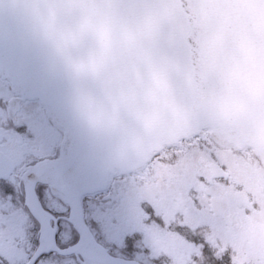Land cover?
Instances as JSON below:
<instances>
[{"label":"water","instance_id":"obj_1","mask_svg":"<svg viewBox=\"0 0 264 264\" xmlns=\"http://www.w3.org/2000/svg\"><path fill=\"white\" fill-rule=\"evenodd\" d=\"M165 3L170 16L162 30L164 51L185 65L192 77L202 74L206 52L216 63H228L249 78L264 75V0H165ZM27 7L26 0H0V76L10 82L12 91L21 100L22 94L27 99H38L48 116L63 127L59 150L72 169L87 181L83 189L71 193L49 183L43 171L25 183V202L32 203L35 214L43 222L46 214L35 193L37 182L47 183L53 193L69 204L73 224H77L81 213L80 194L102 187L108 171L115 167L122 172L134 169L162 143L174 142L204 127H209L219 140L254 146L264 163V97L258 101L246 98L245 106L223 126L209 125L199 119L187 128L167 124L142 126L123 113L113 123L100 126L74 114L66 99L64 82L56 75L46 48L24 15ZM210 34L213 39L209 47ZM122 105L129 110L139 107L134 96L124 98ZM10 172L7 166H0V177ZM197 174L208 181L227 176L218 165L202 162ZM44 224V231H40L42 247L32 261L43 250L51 248L46 239L47 224ZM82 230L84 241L79 245V240V246L74 248L83 254L93 241L87 229ZM88 260L94 262L91 256ZM112 263L136 264L120 259Z\"/></svg>","mask_w":264,"mask_h":264},{"label":"clouds","instance_id":"obj_2","mask_svg":"<svg viewBox=\"0 0 264 264\" xmlns=\"http://www.w3.org/2000/svg\"><path fill=\"white\" fill-rule=\"evenodd\" d=\"M24 15L65 85L70 110L105 126L123 113L142 126L229 123L246 98L264 97V75L249 78L205 54L202 74L163 48L165 0H26ZM9 5H5L8 8ZM211 34L208 44L211 46ZM199 59V57H197ZM134 96L139 107L122 105Z\"/></svg>","mask_w":264,"mask_h":264},{"label":"rangeland","instance_id":"obj_3","mask_svg":"<svg viewBox=\"0 0 264 264\" xmlns=\"http://www.w3.org/2000/svg\"><path fill=\"white\" fill-rule=\"evenodd\" d=\"M10 92L7 81L0 79V98L4 99H0V109L6 107L0 110L1 125H7L18 111L16 105L13 107ZM19 104L21 110L16 114L17 120H23L25 114L31 115L39 110L37 100ZM43 121L55 142V129L44 117ZM203 134L208 138L209 134L201 131V136L189 137V147L179 145L184 148L180 155H173L170 150L161 151L154 164L148 162L149 164L145 163L135 172L118 174L120 180L116 181L113 190L107 187L102 194L90 197V200L98 201L97 204L89 202L88 207L95 208L97 217L105 222L108 240L122 245L123 235L131 237L133 231H143V240L139 244L150 250L148 253L144 252L150 260L152 257H160L162 259L159 264H199L203 256L200 245L191 242V232L204 239L203 226L206 224L209 229L208 239L214 240L218 231L230 238L234 230L225 222L229 219L236 222L246 214L245 209H253L255 212L247 218L246 228L241 227V222L240 227L235 230L237 235L234 242L240 249L258 246L259 229L263 230L264 217L261 220L262 214L257 216L259 212L254 207L259 204L264 212V196H261L264 195V166L253 149L247 152V148L252 146L237 148L232 143L219 144L214 138L207 143L203 140ZM0 138L12 140L13 136L9 137L5 129H0ZM200 158L205 162L215 161L223 165L228 178L215 180L212 185L206 184L196 174ZM121 178L124 183H121ZM106 198L105 203L103 200ZM3 205L1 202L0 211L5 209ZM146 214L153 215V218L149 220ZM113 217L119 221L117 224L110 222ZM180 221L187 227L177 229ZM60 236L68 243L70 237L66 233H61ZM12 253L16 254L13 250ZM214 254L216 255L215 251Z\"/></svg>","mask_w":264,"mask_h":264},{"label":"snow or ice","instance_id":"obj_4","mask_svg":"<svg viewBox=\"0 0 264 264\" xmlns=\"http://www.w3.org/2000/svg\"><path fill=\"white\" fill-rule=\"evenodd\" d=\"M11 75L12 73L10 71V76ZM22 99H27V97L22 94ZM5 108L0 110H4ZM8 127L13 133V139L6 140L5 138H0V166H7L12 171H16L19 168L24 169L20 181L21 192L23 190V185L29 183L31 178H35L36 174L42 171L47 174L49 183H54L64 192L71 193L81 188L84 183L82 178L72 169L71 165L66 162L63 152L54 146V136L44 123L43 117L38 109L31 115L25 114L23 120L10 119ZM0 192L11 194L12 189L7 185H0ZM36 193L44 212L51 211L44 201V187H37ZM7 200L12 205V209L20 213L19 217L10 216V228L19 227L24 230L26 235L28 234L30 226L33 233L44 231L45 224L41 216L38 217L35 214L33 205L30 201L27 203L24 202L23 195L20 197V203H17L14 199ZM60 203L63 204L65 211L62 213L52 212V217L63 216L66 219H57L53 221L51 217L46 216L47 228L50 231L53 229L57 230L55 232L57 243L61 249H65L66 251L63 253L59 251L56 253L45 252L41 253V256L80 255L81 261L85 262H87L89 256H91L94 260V264H112V262L118 258H127L126 254H135L139 251L136 249L135 243L131 241V237L126 234L123 235L122 245L108 240L105 222L97 217L95 208H82L80 221L77 224H73V210L69 208L68 203L63 199L60 200ZM110 222L112 224H117L119 221L117 218L113 217ZM186 227L187 225H177V229ZM82 228L87 229L88 233L92 236L93 243L85 253H74L70 251L72 248H69L68 245L75 244L77 239L81 240L79 245L83 243L85 234ZM78 231L80 233L79 236ZM61 233H66L70 237L67 244L59 243ZM185 239H188V237H185ZM102 240H106L108 243H101L100 241ZM191 242L200 245L201 255L206 256L208 264H221V260L224 258H218L203 237H197L193 234ZM38 243L39 241L35 239L31 241V244L34 246H37ZM79 245H76V247ZM144 251L148 253L150 250L145 249ZM160 259L162 258L152 257L150 264H159ZM227 259L229 261L231 260L230 257H227ZM0 264H9V262L4 256L0 255ZM33 264H35V262H33Z\"/></svg>","mask_w":264,"mask_h":264},{"label":"flooded vegetation","instance_id":"obj_5","mask_svg":"<svg viewBox=\"0 0 264 264\" xmlns=\"http://www.w3.org/2000/svg\"><path fill=\"white\" fill-rule=\"evenodd\" d=\"M8 134L10 136L13 135V133L10 130H8ZM10 183H12L13 185H11ZM0 185H7L9 188L12 189V193L15 192V190L18 192V194L14 193L16 196H13L12 193L9 194V193L0 192V203L3 202L4 203L3 206L5 207L4 210L0 211V255L4 256L9 262V264H26L38 246V244L37 246L31 244L32 239L38 240V232L33 233L31 231V226H30L28 234L26 235L24 230L20 229L19 227H14V228L9 227L10 216L19 217L20 213L12 209V205L8 202L7 199L15 200L16 198L21 197V195H23V192H21L20 184L15 183L13 176H10L7 180H0ZM204 197L205 196H203V198ZM3 198H7V199H3ZM18 201L20 202V199ZM45 203L47 204V207L51 209V211H48L51 214L52 212L62 213L65 211L63 204L60 203V200L56 198L50 199ZM257 205L254 208L255 209L257 208L256 209L257 213L259 212L257 216H260L262 214L260 218L262 220L264 217V212L259 208V204ZM244 212L246 214L241 216L243 217L242 219H244V221H242V219H238L236 222H233V219H229L227 222H225V224H228V227L232 226V229L234 230L230 238L227 235H224L222 232L218 231L216 232L214 240L213 238L208 239L209 229L207 225L203 226L204 240L207 242L209 247L216 252V256L218 258L220 257L224 258L223 260H221V264H264V247L262 248V245L264 246V227L262 231L259 229L260 245L258 244L257 247H253V248L241 247L240 249V246L234 242V239L237 235V232L235 230L240 227L241 222H242L241 227L242 228L245 227L247 225L246 224L247 218L252 216L255 210L245 209ZM146 213H151V212L146 211ZM234 213H236V211H234ZM174 217L175 215L173 216V218ZM57 219L64 220L65 217L63 216L54 217L53 221ZM262 225L264 226V222H262ZM132 233L133 236H131V241L135 243V247L139 251L136 252L135 254H126L127 258L124 259L133 260L140 264H150L149 263L150 258H148V256L144 253L145 246L139 244L143 240V236H144L143 231L140 232L135 230ZM55 239L57 242L56 235H55ZM242 242L243 239L241 241V244ZM59 243L67 244V242H65V239H62L61 236L59 237ZM4 248H8V250H5ZM10 249H12L16 254H13L12 250ZM3 252H7V254ZM48 252L56 253V251L54 250ZM227 257H230L231 260L229 261ZM166 260L168 261V263H170L168 258ZM202 263L208 264L206 260V256L201 257V261H199V264ZM35 264H87V262L81 261L79 255H75V256H69V255L41 256L40 255L36 259Z\"/></svg>","mask_w":264,"mask_h":264},{"label":"bare ground","instance_id":"obj_6","mask_svg":"<svg viewBox=\"0 0 264 264\" xmlns=\"http://www.w3.org/2000/svg\"><path fill=\"white\" fill-rule=\"evenodd\" d=\"M200 130H201V129H200ZM200 130H199V131H200ZM229 136H230V134H229ZM140 167H141V166H140ZM140 167H137L136 169L132 170L131 172H135V171L141 169ZM82 180H83L84 183H83V185L81 186V188L83 189V188L86 186V184H87L86 182H87V181H86V179H82Z\"/></svg>","mask_w":264,"mask_h":264},{"label":"trees","instance_id":"obj_7","mask_svg":"<svg viewBox=\"0 0 264 264\" xmlns=\"http://www.w3.org/2000/svg\"><path fill=\"white\" fill-rule=\"evenodd\" d=\"M44 201L46 202V199L44 198ZM92 202H94V203H98V201H92ZM89 205H87V207H88ZM103 206V205H102ZM104 207V206H103Z\"/></svg>","mask_w":264,"mask_h":264}]
</instances>
